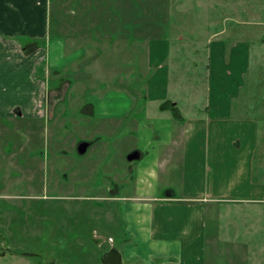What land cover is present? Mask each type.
Returning a JSON list of instances; mask_svg holds the SVG:
<instances>
[{
    "label": "rangeland",
    "instance_id": "obj_1",
    "mask_svg": "<svg viewBox=\"0 0 264 264\" xmlns=\"http://www.w3.org/2000/svg\"><path fill=\"white\" fill-rule=\"evenodd\" d=\"M45 1L47 27L42 42L55 35L66 39V59L59 63H69L57 75L46 67L45 102L41 104L45 114L37 120L4 114L7 103L26 98L19 86L26 81L22 60L10 68L0 65V264H29V256L36 252L28 237L32 235H27L33 228L66 226L80 233L68 246L75 264H96L89 255L86 236L90 232L106 241L111 237L121 249L120 240L128 238V202L117 196L135 195V182L129 177L146 159L129 161L126 156L134 147H143V125L138 121L143 119L149 72L147 44L151 39L177 38L172 44L180 42L184 54L177 56L179 68L172 69V78L181 87L195 88L197 100H203L199 88L205 84L207 38L219 27L235 39L233 43L239 38L251 45V69L240 103L247 104V113L259 121L251 179L263 195L259 200L218 201L208 206L204 260L205 264H264V0ZM27 39L26 34L15 38L22 44ZM34 76L32 70L27 77L32 82ZM6 78L13 85L4 82ZM186 94H180L181 108L189 103ZM53 104V117L48 119ZM91 104L94 112L88 107ZM116 104L130 105V110L114 117L112 105ZM159 105L154 108L156 114ZM83 140L90 143L79 154L77 144ZM160 174L153 182L156 191L164 194L162 186L177 183L179 171L176 166ZM124 260L138 262L136 258Z\"/></svg>",
    "mask_w": 264,
    "mask_h": 264
},
{
    "label": "crops",
    "instance_id": "obj_2",
    "mask_svg": "<svg viewBox=\"0 0 264 264\" xmlns=\"http://www.w3.org/2000/svg\"><path fill=\"white\" fill-rule=\"evenodd\" d=\"M46 12L45 0H0V65L5 63L10 68L16 60H22L21 74L26 81L19 85L21 95L26 98L17 97L16 102L5 105L4 114L8 117L41 119L46 67L57 75L69 63H59L66 59V39L55 35L42 42L47 27ZM18 34L28 35L24 44L15 40ZM176 39H151L147 44L149 72L143 93V119L138 121L143 125L140 133L143 147L132 149L139 150V158L144 156L147 160L129 177L135 182V195L117 196L118 200L128 202L125 210L128 238L120 240V251L125 259L136 258L143 264H205L208 206L218 201L259 200L263 195L251 179L259 121L255 115L247 113L250 109L246 108L247 104L240 103L251 69L250 42L238 38L239 41L233 43L235 39L226 34L224 28H213L207 38L205 84L199 88L203 100H197L195 88L181 87L172 78V69L179 68L177 56L184 54L180 42L172 44ZM191 50L195 53L192 46ZM185 56H189V52ZM189 62L190 58L185 61L187 65ZM32 70L35 76L31 82L27 76ZM4 82L13 85L11 79L6 78ZM2 91L0 76L1 120ZM182 91L187 92L189 103L181 108L178 102ZM54 106L50 108L48 119L53 117ZM112 106L116 110L114 117L130 110V105L127 108ZM88 107L94 112L93 104ZM176 166L179 181L165 183L164 194L162 190L156 191L153 180ZM114 187L119 188L116 184Z\"/></svg>",
    "mask_w": 264,
    "mask_h": 264
},
{
    "label": "flooded vegetation",
    "instance_id": "obj_3",
    "mask_svg": "<svg viewBox=\"0 0 264 264\" xmlns=\"http://www.w3.org/2000/svg\"><path fill=\"white\" fill-rule=\"evenodd\" d=\"M16 112L20 114L19 110ZM32 230L33 231L27 233V235H32L28 237L31 241H34L33 245H35V249L33 251L36 252L31 254L33 256H29L30 258L27 260L29 264H75L68 255V253L71 254V250H68V246L71 247L70 241L74 240L73 238H79L78 236H80V233L72 232L66 226L57 228V230H49V228H42L43 231H39L36 228ZM86 237L90 240L89 255L92 258V260L90 259L91 261H94L96 264H98L96 261L100 264H117L118 259L116 258V252L118 251L120 253V264H129L125 262L123 253L113 243L114 240L111 237H108L106 241L101 239L96 232H90L89 236L87 235ZM29 243L30 246L28 245V247H32V242ZM5 245L7 246L8 243L6 242ZM83 250L85 249L83 248ZM3 253V255H5L4 251ZM11 255L14 254L10 253V256ZM45 256H48V259L46 258L45 261H43ZM140 263L141 261L137 262V264Z\"/></svg>",
    "mask_w": 264,
    "mask_h": 264
},
{
    "label": "water",
    "instance_id": "obj_4",
    "mask_svg": "<svg viewBox=\"0 0 264 264\" xmlns=\"http://www.w3.org/2000/svg\"><path fill=\"white\" fill-rule=\"evenodd\" d=\"M88 146H89V142L88 141H86V140L80 141L77 144V152L79 154H84L86 152ZM139 157H140L139 150H132L126 156L127 160H129V161L138 159ZM116 254H117L116 258L118 259V263L117 264H120V253L117 251Z\"/></svg>",
    "mask_w": 264,
    "mask_h": 264
}]
</instances>
